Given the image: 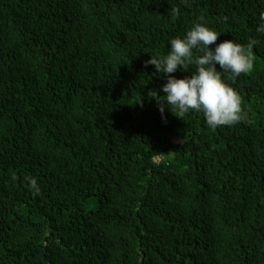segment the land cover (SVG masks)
Listing matches in <instances>:
<instances>
[{
	"label": "trees",
	"instance_id": "trees-1",
	"mask_svg": "<svg viewBox=\"0 0 264 264\" xmlns=\"http://www.w3.org/2000/svg\"><path fill=\"white\" fill-rule=\"evenodd\" d=\"M261 12L264 0H0V264H264ZM196 23L220 34L213 52L257 40L250 72L216 65L240 123L213 130L149 96L196 71L145 66Z\"/></svg>",
	"mask_w": 264,
	"mask_h": 264
},
{
	"label": "clouds",
	"instance_id": "clouds-1",
	"mask_svg": "<svg viewBox=\"0 0 264 264\" xmlns=\"http://www.w3.org/2000/svg\"><path fill=\"white\" fill-rule=\"evenodd\" d=\"M171 14L174 19L177 18L179 9L173 8ZM260 20L262 23L257 32L264 33V12L260 13ZM219 35L204 24L196 23L183 38L170 40L171 47L167 55H151V59L145 62L146 67L153 65L157 73L162 74H172L187 65H196V71L183 79L168 75L167 83L161 89L165 95L161 96L157 91L149 92V96L156 99L162 114L166 106L181 119L190 110L202 111L206 124L213 130L247 119L241 96L223 81L216 65L219 64L222 71L229 72V78L233 81L241 74L250 72L254 67L250 49L257 44V40L250 39L247 49L233 40H226L217 44L213 52L209 45L214 44ZM194 49L201 54L193 56ZM12 179H16L15 175ZM25 179L33 195H38L40 187L37 181L31 177Z\"/></svg>",
	"mask_w": 264,
	"mask_h": 264
}]
</instances>
